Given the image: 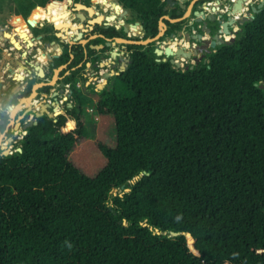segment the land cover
I'll return each instance as SVG.
<instances>
[{"label":"trees","instance_id":"1","mask_svg":"<svg viewBox=\"0 0 264 264\" xmlns=\"http://www.w3.org/2000/svg\"><path fill=\"white\" fill-rule=\"evenodd\" d=\"M36 1L33 24L66 0ZM118 2L144 38L180 17L167 0ZM164 22L166 34L183 25ZM126 49L102 90L72 86V108L38 118L21 152L0 156V264H264V7L193 69L162 61L152 43ZM91 100L116 135L114 147L97 143L105 165L94 176L70 160ZM118 188L128 191L111 195Z\"/></svg>","mask_w":264,"mask_h":264},{"label":"flooded vegetation","instance_id":"2","mask_svg":"<svg viewBox=\"0 0 264 264\" xmlns=\"http://www.w3.org/2000/svg\"><path fill=\"white\" fill-rule=\"evenodd\" d=\"M191 1L184 0L183 4L187 6ZM175 2H178V0H175ZM65 3H67V0L62 3L59 9H63ZM111 3L112 0L110 1V7L105 9L100 3L93 4L92 0H82V2L80 0H72V4H69L64 9V17L68 18L70 16L71 21L69 23L78 28L73 33V36H69L73 31L70 26L67 27V32L65 33L64 28L57 27L54 20L49 21L43 18L33 24L29 15L25 16L23 11V13L14 15L9 19L8 27H5L7 30H0L2 33L6 32L10 34V37L3 36L2 40L0 39V62L8 56V59L20 62L21 66L13 63L16 66L13 69L8 68L6 66L8 64L7 61L4 63L2 69L3 81L1 82V90L4 96L0 107V156H3L2 154L5 151L3 146L10 149L9 146L13 142L15 143V140L11 138L12 136L23 139L25 136L24 131L29 129H24V126L28 122H32L33 119L37 121L36 114L41 112L46 113V111L52 112L54 109L64 114L66 109H69V105L72 108L73 103L70 98L72 86L75 87V82L64 84L63 80L75 69L81 68L84 65L82 75L87 80L102 77L106 73V69L108 72H113L114 75L121 71L120 67L123 61L128 60L129 56L127 49L123 51L120 48H115L116 43L114 42V38L116 37L111 36V34L114 31L122 33L123 27L119 26L120 16L111 7ZM199 3L197 1L194 4L192 11L197 10ZM75 4H80L81 9L79 11L74 9ZM54 7L50 6L46 10ZM173 8L180 10L177 4ZM214 10H216L215 7ZM67 11H69V15H67ZM183 14L184 11L179 16L181 17ZM76 15L83 17V20L81 21ZM111 16H114L115 19L108 20L107 18ZM182 22L183 26H181V30L174 32L176 35L181 33L180 38L185 33L200 32L197 24H194L195 29L193 31L188 19ZM124 24L126 25L127 23L124 22ZM22 32L26 34L27 41H33V48L26 49L27 41L21 37ZM78 34H80V37H78ZM124 34L127 35L126 33ZM171 34H169V37ZM81 40H84L85 44H79ZM15 44L19 49L15 47ZM107 44H110V46ZM119 45L126 48V46ZM46 46L51 50L48 49L47 51ZM24 50L27 52L26 56L23 55ZM80 50L85 55L78 65L74 67L73 62ZM111 51L118 53L119 56L116 59H111L114 61L112 64L106 65V62L111 58ZM65 53L68 54L69 58L65 63L58 65V60L61 57L63 58ZM92 57H97V60L92 61ZM122 57H126V59L122 60ZM102 63L104 66H100ZM60 67L61 69L57 72L56 78L53 79L55 70ZM40 68H42V71ZM102 69L105 70V73H101ZM13 72H19L17 74L20 75L23 74L22 79L16 80ZM34 84H41V86L35 90L36 93L30 97V100L22 101L23 98L31 95ZM88 85L92 84H85V86ZM6 142H9L10 145L7 146Z\"/></svg>","mask_w":264,"mask_h":264},{"label":"water","instance_id":"3","mask_svg":"<svg viewBox=\"0 0 264 264\" xmlns=\"http://www.w3.org/2000/svg\"><path fill=\"white\" fill-rule=\"evenodd\" d=\"M200 0H193L191 1L187 6L183 4L184 0H178V2H175L174 0H167V4L169 6V8H173V6L175 4H177V6L179 7V11L177 12L178 15H180L182 13V11H184V14L176 19H171L168 15H164L163 17L160 18L159 20V27H158V33L157 35H155L154 37L151 38H146L142 41H130L128 39H124L121 37H116L114 38V42L117 44L119 42V44L121 45H143V46H147L151 43H155L158 42V40L165 34L166 30H167V26L164 22V20L169 21L170 23H178V22H182L188 18H190V16H192V20L189 21V24L192 27V30L194 31V24H197L198 29L200 30V32H195L192 34H188L185 33L184 36L182 38H180L179 40H183V42H186L188 44V47H186L184 44H179L176 46V49L173 50L170 45H167L165 47H161L159 45V43L155 44V54L157 57H161L163 56V60L162 61H169V63L174 66L176 69H179L183 64V61H190V64H187L186 66H184L185 70L190 68L193 69L194 66H196L199 62H204L206 63V56L211 54L212 52L215 51L216 47L223 45V44H229L231 42L234 41L236 33L240 30V26L243 25L245 22L252 20L254 17V14L258 13L259 11L262 10V8L264 7V0H218L220 2V5L222 6L220 8V6L215 7L216 10L210 12V13H206L207 10V6H206V2H204L202 4L201 9H197L195 11H192V8L194 6V4ZM211 0H208V2H210ZM258 1V2H257ZM69 4H72V0H67V3H65L63 5V10L66 9L68 7ZM83 7V6H81ZM111 7L114 9V11L116 12V14H118L119 17V26L123 27V32L128 34L129 33V28L124 24V21H120L123 20L126 17V14L128 13V10H122V6L118 3V2H112ZM74 9L76 11H79L80 8V4H75ZM119 9L122 10V12H119ZM167 7L164 8V11H167ZM250 11V13H249ZM67 13V12H66ZM78 16V18L82 21L83 17H81L80 15H76ZM108 20H114L115 17L111 16L110 18H107ZM66 24V23H65ZM70 28L73 31H77L78 28L76 26H72L70 23ZM139 27V29L142 31L143 30V26L141 24H139L138 22H136L135 24H130L129 27H133L136 29V27ZM214 27V28H213ZM19 30V29H17ZM67 32V28L65 29V33ZM181 33H178V35L180 36ZM66 35V34H65ZM10 37V34L8 33H2L0 32V39L2 40V37ZM22 38H24L26 41L28 40V38L26 37V34H24L22 32L21 35ZM78 37H80V34H78ZM227 38V39H226ZM177 39L176 34L172 33L170 35V42H173L174 40ZM79 44L83 45L85 44L84 40H81L79 42ZM108 46H110V44H107ZM15 47L19 49V47L15 44ZM34 44L33 41H27L26 44V49L28 48H33ZM25 51V50H24ZM4 53V52H3ZM23 55L26 56L27 52H23ZM111 58L109 59L108 62H106V65H108L109 63H113L114 61L111 59H116L119 54L111 51L110 52ZM9 57L7 56L5 59H3L0 62V79L3 76V67H4V63L8 61V64H6V66L8 68L13 69L14 66H16L17 64L20 66V62H14L12 61V59H8ZM10 60V61H9ZM129 61V57L128 60H124L122 66L120 67L121 71H123L125 69V67L127 66V63ZM13 63H15L16 65H14ZM100 66H104V64L102 63ZM21 67V66H20ZM42 71V68H40ZM59 71V69L55 70L54 73V78H56V74ZM20 72V71H19ZM19 72H13L15 74V79H22L23 74H17ZM119 73V72H118ZM118 73H115V75H117ZM114 76L113 72H106L103 75V80L102 82H100L99 84H97V88L96 90H102L105 85L107 84V80L111 77ZM41 86V84H34L32 87V93L29 97L27 98H23L22 101H26V100H30V97L33 96L36 93V89ZM260 88H264L263 85L259 86ZM2 89V83L0 81V90ZM71 107V105H69V108ZM43 115L54 119L55 117L62 115V112L54 109L52 112H48L46 111V113L41 112L36 114V118H40ZM37 124L36 120H32V122H28L25 126L24 129L30 128L34 125ZM27 131H24V135H26ZM4 148V147H3ZM5 151L3 152V156H9L10 155V149H7L6 147L4 148ZM17 152H21V147H19L17 149ZM141 176V175H140ZM139 177H136L132 180V182H134L135 180H137ZM131 183V182H130ZM126 191H128V189H126ZM173 236H177L179 235L178 233H172ZM187 237H189V235H186Z\"/></svg>","mask_w":264,"mask_h":264},{"label":"rangeland","instance_id":"4","mask_svg":"<svg viewBox=\"0 0 264 264\" xmlns=\"http://www.w3.org/2000/svg\"><path fill=\"white\" fill-rule=\"evenodd\" d=\"M80 1L82 2V0ZM92 1H93V4L100 3V5H102L106 9V8H109L110 5L106 7L105 4L107 3V1L110 2L111 0H92ZM112 2H118V0H112ZM31 3L34 4L35 6L29 15L30 20L33 18L35 13L38 11L39 5L36 0H0V30H7V28L5 27H8L9 19L13 17L14 15L20 14L22 11L24 12L28 4H31ZM166 7L167 9L169 8L168 4L166 5ZM52 10L43 12V18L47 19L48 17H50L51 20H54V21L56 19L62 20L63 18H66L64 16L62 18H59L55 14L56 10H60L58 7L56 8L54 7L52 8ZM122 10H126V9H124L122 6ZM122 10L119 9L118 13L122 12ZM67 15H69V11H67ZM188 20H190V18H188ZM70 21H71L70 16H68L65 22H70ZM120 21L126 22L127 23L126 26L129 28V33L126 36H123L122 38L128 39L130 41H142L146 39L143 37L144 31L143 30L141 31L138 26L136 27V29L133 27H129L130 24H135L136 22L141 24L134 13L128 10L126 17ZM69 36H73V34L72 35L70 34ZM176 36H177V39L174 40L172 43L176 45L184 44L186 45V47H188V44L186 42H183V40H179L180 39L179 35H176ZM157 43H159L161 47H165L167 45L172 44L170 42L169 34H166V32L158 40V42H155L152 44L155 45ZM115 48H118V49L120 48L121 50L126 51L125 47H120L119 42L116 44ZM158 58H162L163 60V56L158 57ZM123 59H126V57H122V60ZM182 64L183 65L179 68L181 70L185 68L184 66H186L187 64H190V61H183ZM85 71L87 72V70ZM101 71H102L101 73H103L105 70L102 69ZM105 72H108L107 69ZM86 75L89 76V74L87 73ZM102 80H103V76L99 78L90 79V80L84 79L83 77V79L76 80L75 88L78 91H82V88L83 86H85L86 83H90L92 84V86L97 88V84L102 82ZM0 81L2 82L3 79L1 78ZM3 96H4L3 91L1 90L0 91V107H1ZM82 113H83V117L85 121V137L83 140H81V142L78 144L76 149L70 155V160L77 168L81 169L86 175L94 176L105 165V159L99 153L98 148H97V143L102 142L109 147L115 146L116 135L114 131V121L111 117L101 116L96 112V101L95 100H91L90 102H88L87 105L83 107ZM11 138L15 140V143L13 142L11 146H9L10 155H14L17 152V149L21 147L22 138H16L15 136H12ZM6 144L7 146L10 145L9 142H6ZM122 192H126V191H124L123 188L113 189L111 191V195L116 196L118 194H121Z\"/></svg>","mask_w":264,"mask_h":264},{"label":"bare ground","instance_id":"5","mask_svg":"<svg viewBox=\"0 0 264 264\" xmlns=\"http://www.w3.org/2000/svg\"><path fill=\"white\" fill-rule=\"evenodd\" d=\"M108 5H110V2L109 1H107V3L105 4V6L107 7ZM56 15L59 17V18H62L64 15H65V11L63 10V9H60V10H57L56 11ZM47 20H51V18L50 17H48L47 18ZM66 19H56L55 20V23L57 24V27H62V28H64V30L70 25V23L69 22H65L64 23V21H65ZM28 34V33H27ZM172 43V42H171ZM176 44H174V43H172L171 45H170V47L173 49V50H175L176 49ZM186 46V45H185ZM35 102V101H34ZM39 104V103H38ZM37 104V105H38ZM36 107V106H35ZM12 110V109H11ZM4 147V146H3ZM5 148V147H4Z\"/></svg>","mask_w":264,"mask_h":264},{"label":"crops","instance_id":"6","mask_svg":"<svg viewBox=\"0 0 264 264\" xmlns=\"http://www.w3.org/2000/svg\"><path fill=\"white\" fill-rule=\"evenodd\" d=\"M192 1H193V0H192ZM204 2H206V6H207L206 13H207V14L210 13V12H212L214 7H218V6H220V8L222 7V6L220 5V3H218V2H220V1H218V0H211L210 2H208V0H201L200 3L198 4V8H199V9H201L202 4H203ZM257 2H258V1H257ZM198 8H197V9H198ZM168 9H170V8H168ZM45 10H46V9H45ZM178 11H179V10H178ZM178 11H177V12H178ZM192 18H193V17L190 16V20H189V21H191ZM38 43H40V42H38ZM47 47H48V46H46L47 51H48V49L51 50L50 48H47ZM16 56H17V55H16ZM60 69H61V67L59 68V70H60ZM95 89H96V88H95Z\"/></svg>","mask_w":264,"mask_h":264}]
</instances>
